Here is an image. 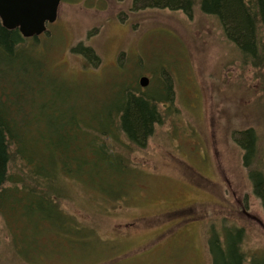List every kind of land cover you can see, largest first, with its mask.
Wrapping results in <instances>:
<instances>
[{
	"label": "rangeland",
	"instance_id": "1",
	"mask_svg": "<svg viewBox=\"0 0 264 264\" xmlns=\"http://www.w3.org/2000/svg\"><path fill=\"white\" fill-rule=\"evenodd\" d=\"M149 4L64 0L58 24L27 39L47 74L60 81L52 97L58 120L81 117L80 105L102 127L117 104L129 101L126 88L162 89L166 97L168 83L172 97L160 103L162 122L144 148L115 122L116 135L99 137L110 160L94 167L95 155H85L87 172L67 161L76 176L59 172L62 224L41 215L47 222L38 226L40 218L25 206L33 198L27 193L9 204L15 212L0 209V264H218L211 237L228 252L230 228L244 231L243 239L233 237L246 264L263 263L264 208L239 141L254 129L264 164V69L244 62L217 17ZM78 46L92 47L100 64H89L73 50ZM45 71L41 62L35 71L18 67L15 75L28 73L36 84L27 102L36 124L28 127L49 144L55 135L40 109L51 98ZM142 77L150 79L147 86Z\"/></svg>",
	"mask_w": 264,
	"mask_h": 264
},
{
	"label": "trees",
	"instance_id": "2",
	"mask_svg": "<svg viewBox=\"0 0 264 264\" xmlns=\"http://www.w3.org/2000/svg\"><path fill=\"white\" fill-rule=\"evenodd\" d=\"M146 1L150 3L149 6L181 10L189 16L195 11H200L203 14L217 17L224 28L226 37L236 45L244 62L256 69H264V0ZM27 39L19 29H6L0 19V81H2L0 83V209L4 213L15 212L9 204L23 199V194L27 193L33 198L26 201L25 206L29 212H34L33 217L40 218L38 226L41 220L46 219L41 215L46 216L51 223L62 224L66 214L58 205V199L64 198L59 172L76 176L67 167V161L74 159L77 163L84 164V170L87 172L89 169L87 163H90V159L88 160L85 155L92 153L96 157L93 166L95 163L103 165L101 160L109 156L107 157L105 153L104 141L100 142L99 137L102 139L103 136L116 135L114 132L116 130L113 128L115 122L119 123L117 127L125 132L132 144L144 148L157 124L162 122L160 103L171 99L172 89L167 83L165 90H168L169 94L165 97L160 92L162 89L136 94V91L132 92V89L126 88L122 93L129 101L120 107L117 104L114 115L108 113L109 118L105 122L107 124H102L104 127L95 126L92 123L95 119L90 120L92 110H89L90 115L88 112L85 116V113L80 110V105L78 108L82 114L79 112L80 115L78 113L77 115H82L81 117L71 118L69 121L58 120L54 114L56 105L52 97L60 88L57 86L60 81L45 71L43 58L37 53L33 44L35 38H29L34 41ZM73 50L83 55L88 63L93 64L96 59L99 61V56L92 47L81 49L78 46ZM41 62L46 73L44 77L51 84V98L40 106L48 117L47 125L55 135L54 140L49 144L42 134L37 135L29 131V127L36 124V119L31 118L27 102L34 96L33 90L36 84L33 85V80L28 79V73L15 75L18 67L27 71H35ZM7 79L11 80V83L9 80L6 83ZM15 80L20 82V88L16 87L19 82L15 83ZM165 90L163 92L166 93ZM85 137H89V140L83 144ZM241 139L239 144L245 150L244 164L250 169L249 175L254 192L264 208V164L260 163V157L257 156V134L254 129H247L242 132ZM56 151L59 155L55 154ZM111 158L112 156L109 160ZM59 190L61 195L58 194ZM25 218L23 220L27 224L31 223L28 218V221ZM227 234L230 236L228 252L223 250L222 241L216 234L211 237V248L217 255L216 262L218 264H246V257L240 247L241 241L233 237L234 234H238L243 239V229L230 228ZM262 262L264 264V261Z\"/></svg>",
	"mask_w": 264,
	"mask_h": 264
},
{
	"label": "water",
	"instance_id": "3",
	"mask_svg": "<svg viewBox=\"0 0 264 264\" xmlns=\"http://www.w3.org/2000/svg\"><path fill=\"white\" fill-rule=\"evenodd\" d=\"M61 0H0V19L9 30L19 29L26 37H38L47 30L48 23L58 17ZM149 79L141 78V85L147 86Z\"/></svg>",
	"mask_w": 264,
	"mask_h": 264
},
{
	"label": "flooded vegetation",
	"instance_id": "4",
	"mask_svg": "<svg viewBox=\"0 0 264 264\" xmlns=\"http://www.w3.org/2000/svg\"><path fill=\"white\" fill-rule=\"evenodd\" d=\"M64 2V0H61V3H60V5H59V9H58V17H57V20L53 23L54 25H57L58 24V19H59V10H60V6H61V4ZM66 3V2H65ZM49 25L50 24H48V26H47V31H49ZM96 55H97V53H96ZM83 56V55H82ZM98 56V55H97ZM84 57V56H83ZM100 58H99V61H98V59L93 63V65H99L100 64ZM89 64H91V63H89ZM137 64V63H136ZM92 65V64H91ZM144 76H146V75H144ZM118 81H119V79H118ZM117 81V82H118ZM119 83V82H118ZM118 88H119V85H118ZM118 106H119V104H118ZM119 112V111H118Z\"/></svg>",
	"mask_w": 264,
	"mask_h": 264
}]
</instances>
